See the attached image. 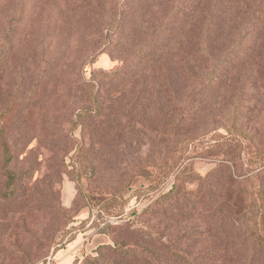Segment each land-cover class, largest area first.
I'll return each mask as SVG.
<instances>
[{
  "label": "rangeland",
  "instance_id": "1",
  "mask_svg": "<svg viewBox=\"0 0 264 264\" xmlns=\"http://www.w3.org/2000/svg\"><path fill=\"white\" fill-rule=\"evenodd\" d=\"M1 126L0 264H264V0H0Z\"/></svg>",
  "mask_w": 264,
  "mask_h": 264
},
{
  "label": "trees",
  "instance_id": "2",
  "mask_svg": "<svg viewBox=\"0 0 264 264\" xmlns=\"http://www.w3.org/2000/svg\"><path fill=\"white\" fill-rule=\"evenodd\" d=\"M82 115V114H81ZM0 134L4 135V128L1 126ZM7 154H9V151H6ZM8 158L10 156L8 155ZM249 221L251 223L250 227L251 230V236L253 237L256 244H258L261 247H264V189L259 188L256 190V194L251 200V203L249 205ZM247 212V213H248ZM132 253L131 250H127L123 252L125 257H128ZM100 256L92 257V264H101L100 262ZM50 264H55L54 262H51ZM114 264V263H112Z\"/></svg>",
  "mask_w": 264,
  "mask_h": 264
}]
</instances>
